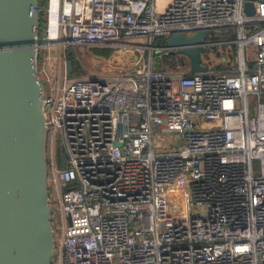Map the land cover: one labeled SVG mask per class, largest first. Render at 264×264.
Returning a JSON list of instances; mask_svg holds the SVG:
<instances>
[{
	"label": "built area",
	"instance_id": "2783aa9c",
	"mask_svg": "<svg viewBox=\"0 0 264 264\" xmlns=\"http://www.w3.org/2000/svg\"><path fill=\"white\" fill-rule=\"evenodd\" d=\"M46 2L39 76L54 264H264V0L252 15L247 0ZM201 31L200 46L230 48L223 70L210 73L203 54L208 70L190 74L186 57L170 55L184 47L155 46ZM220 31L234 38L212 40ZM76 47L131 51L143 66L84 52L67 75Z\"/></svg>",
	"mask_w": 264,
	"mask_h": 264
},
{
	"label": "water",
	"instance_id": "95a60500",
	"mask_svg": "<svg viewBox=\"0 0 264 264\" xmlns=\"http://www.w3.org/2000/svg\"><path fill=\"white\" fill-rule=\"evenodd\" d=\"M253 0L245 13L252 15ZM40 0H0V264H54L55 244L48 186L45 86L39 76ZM209 32L164 40L170 55L189 60V73H205L201 56ZM196 46L194 48H185ZM86 54L102 60L91 51ZM74 48L66 52L67 75ZM120 68L119 72H123ZM64 164L65 155H60Z\"/></svg>",
	"mask_w": 264,
	"mask_h": 264
},
{
	"label": "rangeland",
	"instance_id": "374dc122",
	"mask_svg": "<svg viewBox=\"0 0 264 264\" xmlns=\"http://www.w3.org/2000/svg\"><path fill=\"white\" fill-rule=\"evenodd\" d=\"M155 46L157 48L163 47L164 46L163 40L161 38H158L156 40V42H155ZM75 50H76V52H77V54L79 56L86 57V55L84 53L85 52V49L84 48H82V47H76ZM228 50H230V48L225 49V48H222V47H216V48H212L207 53V56H208L209 59L208 58H206V59H208V65L211 66V70H209L210 73H216L217 71L215 70V68H221V67L225 66L226 60H228V58H227L228 56L224 59V58H222V57H224V55H222V53H224V52H226ZM62 52H63V50L61 49V53ZM42 53H44V50H41L40 51V54H42ZM45 53L46 54H49L51 56V58L54 59L55 56H56V54H57V47H55V46L52 47L51 46V48L45 49ZM158 53H159V51H156V54L155 55L157 56ZM116 55L117 56L120 55L119 57H116L119 60H123L124 61V57H126L127 59H130L131 60L132 52L131 51L121 50V51H116L115 56ZM137 55H139V54H137ZM40 59H41V57H40ZM53 59L47 60L46 63H45V66H46V68L48 70V73L50 74V76L54 80V77H55V66L56 65H55V60H53ZM204 60H205V57H204ZM40 64H42V63H40ZM186 66H189V64L186 63ZM54 83L55 82L53 81L52 82V85H54ZM250 104H251V107H252V100H250ZM171 137L173 139L176 138V136H174V135H171Z\"/></svg>",
	"mask_w": 264,
	"mask_h": 264
},
{
	"label": "trees",
	"instance_id": "16d2710c",
	"mask_svg": "<svg viewBox=\"0 0 264 264\" xmlns=\"http://www.w3.org/2000/svg\"><path fill=\"white\" fill-rule=\"evenodd\" d=\"M47 0H40L39 3V7L40 9H44V7L46 6V2ZM40 23H41V28L44 26V13L41 12L40 13ZM234 38V34L230 31H220L217 33H213L211 39L218 41V40H232ZM91 51L93 53H96L100 56L105 57L106 59H110L112 57H119L120 55H116V49H104V48H91ZM137 56L136 54H133L131 57L132 63L129 65V68H137L138 66H143V62H142V58L136 60ZM171 58L170 57H166L164 58L165 63H171L170 62ZM136 61V64H135ZM101 62V61H99ZM102 63V62H101ZM102 65V64H101ZM103 67V66H101ZM223 69H218V71H221ZM49 197H50V201L53 202L54 200V194H53V188L51 186V183L49 182ZM51 209H52V223H53V228L55 230L56 233L59 232L60 230V226H59V216L57 213V210L55 208V206L51 203Z\"/></svg>",
	"mask_w": 264,
	"mask_h": 264
},
{
	"label": "bare ground",
	"instance_id": "6f19581e",
	"mask_svg": "<svg viewBox=\"0 0 264 264\" xmlns=\"http://www.w3.org/2000/svg\"><path fill=\"white\" fill-rule=\"evenodd\" d=\"M54 29H55V16L53 14L51 15V18H50V38L51 39H54L55 37Z\"/></svg>",
	"mask_w": 264,
	"mask_h": 264
},
{
	"label": "crops",
	"instance_id": "0c3cea01",
	"mask_svg": "<svg viewBox=\"0 0 264 264\" xmlns=\"http://www.w3.org/2000/svg\"><path fill=\"white\" fill-rule=\"evenodd\" d=\"M99 61L102 62V60H99ZM101 62H100V63H101ZM102 63H105V62H102ZM218 69H223V67H221V68H215L216 71H218Z\"/></svg>",
	"mask_w": 264,
	"mask_h": 264
},
{
	"label": "flooded vegetation",
	"instance_id": "af4514ba",
	"mask_svg": "<svg viewBox=\"0 0 264 264\" xmlns=\"http://www.w3.org/2000/svg\"><path fill=\"white\" fill-rule=\"evenodd\" d=\"M96 54V53H95ZM98 55V54H97ZM100 56V55H99ZM103 57V56H102ZM97 61H99V60H97Z\"/></svg>",
	"mask_w": 264,
	"mask_h": 264
}]
</instances>
